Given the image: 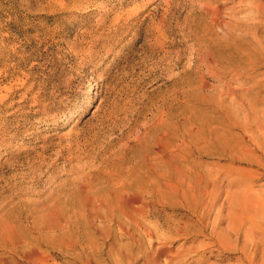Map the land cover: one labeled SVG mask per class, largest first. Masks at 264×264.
Here are the masks:
<instances>
[{"label": "rangeland", "instance_id": "1", "mask_svg": "<svg viewBox=\"0 0 264 264\" xmlns=\"http://www.w3.org/2000/svg\"><path fill=\"white\" fill-rule=\"evenodd\" d=\"M0 264H264V0H0Z\"/></svg>", "mask_w": 264, "mask_h": 264}, {"label": "bare ground", "instance_id": "2", "mask_svg": "<svg viewBox=\"0 0 264 264\" xmlns=\"http://www.w3.org/2000/svg\"><path fill=\"white\" fill-rule=\"evenodd\" d=\"M155 261V260H154ZM154 263V262H153Z\"/></svg>", "mask_w": 264, "mask_h": 264}]
</instances>
